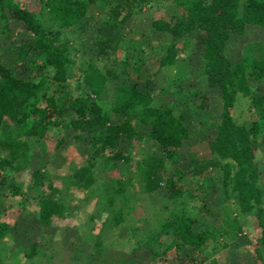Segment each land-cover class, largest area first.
<instances>
[{
    "label": "rangeland",
    "instance_id": "1",
    "mask_svg": "<svg viewBox=\"0 0 264 264\" xmlns=\"http://www.w3.org/2000/svg\"><path fill=\"white\" fill-rule=\"evenodd\" d=\"M17 1L40 17L46 16L43 0ZM135 9L105 35L101 30L112 23V16L108 5L95 2L79 25L63 30L69 40L68 76L63 82L53 81L50 91L60 89L64 96L84 94L92 100L95 94L89 90L84 71L93 69L91 65L103 72L112 68L115 75L109 74L103 81L101 95L104 103L111 105L116 86L127 79L133 63H140L137 75L141 81L151 82L152 103L170 106L188 126L189 135L177 160L166 163V175L178 179L183 192L152 199L144 191L139 164L148 156L163 155L156 139L146 134L121 141L118 148L125 151L128 161H119L109 169L103 162L105 152L95 151L92 131L55 125V138L61 141L52 149L51 141L25 134L15 122L4 118L0 159L10 156L14 146L4 143L12 140L17 142V153L26 146L28 163L20 170L9 164L0 169V219L6 225L0 238V264H175L192 255V259L203 258L201 264H264V131L252 139L256 183L262 195L248 209L233 194L232 184L225 185L223 169L230 158L209 146L222 119L220 87L208 84L197 53L190 50L191 42L185 68L182 60L178 65L160 64L173 34L152 26V19L165 14L175 21L180 11L173 0H146ZM8 22L9 29L1 30L0 20V59L6 63L15 58V44L27 37L18 20L10 17ZM109 35L116 37L104 46L102 40ZM261 49L264 27L247 25L241 33L230 35L226 54L234 63L245 51L256 54ZM18 70L27 76L29 68L19 66ZM239 86L230 112L235 121L248 123L263 109L251 96L262 94L264 83L248 77ZM193 88L199 90L195 95ZM198 97L204 100L200 102ZM38 103L42 105L43 99ZM69 117L67 114L65 119ZM81 163L89 165L94 177L88 188H83L74 174ZM33 183L40 193L30 188ZM43 197H54L61 204L60 213L52 214L49 221L40 210ZM173 211L195 216L201 228L212 231L201 248L188 244L176 248L170 235L158 229L159 219Z\"/></svg>",
    "mask_w": 264,
    "mask_h": 264
},
{
    "label": "trees",
    "instance_id": "2",
    "mask_svg": "<svg viewBox=\"0 0 264 264\" xmlns=\"http://www.w3.org/2000/svg\"><path fill=\"white\" fill-rule=\"evenodd\" d=\"M144 1L43 0L42 10L46 16L40 17L21 6L17 0H0L1 30L9 29L8 20L11 17L24 26L27 34L26 39L15 44L13 61L6 63L0 59V126L3 119L8 118L25 134H36L51 141L52 149L61 141L55 138V125L92 131L94 143L97 144L95 151L105 152L103 162L109 169L115 168L119 161H128L125 151L118 148L121 141L146 134L156 139L163 151L162 156H148L139 164L143 189L154 199L183 192L184 187L178 179L166 175V163L177 160L178 150L188 137L189 129L170 106L152 103L151 82L141 81L137 75L142 65L132 64L127 79L116 86L111 105L104 103L101 95L104 94L103 81L109 74L115 75L112 68L106 73L91 65L93 69L84 71L89 90L95 94L92 100L84 94L64 96L60 89L57 93L50 91L53 81L63 82L68 76L69 40L62 31L79 25L90 4L101 2L108 5L112 23H107L101 30L107 35L111 34L112 26L120 24L125 16L136 10L135 6L138 7ZM173 1L174 7L180 11L177 20L173 21L171 16L165 14L152 19V26L173 34L165 53L159 58L160 64L178 65L177 62L182 60L184 63L181 65L185 68V54L191 42L190 50L197 53L200 69L208 84L220 87L222 119L209 146L216 154L230 158L223 169L224 178L227 179L225 185L232 184L233 194L249 209L259 202L262 195L256 183L258 173L253 161L255 148L252 139L264 131V92L251 96L252 101L260 103L263 109L257 118L248 123L235 121L230 108L236 101L243 80L247 81L249 77L264 83V49L256 54L245 51L242 58L233 63L226 54V45L231 34L241 33L247 25L264 27V0ZM186 34L190 37L188 40ZM115 37L109 35L102 43L104 46L110 45ZM127 62L130 63L128 59ZM19 66L29 68L27 76L19 74ZM32 69H35V74L31 73ZM198 91V88H193L191 92L195 95ZM39 99H43L42 105L38 103ZM196 99L200 102L204 100L200 97ZM67 114L70 115L68 120L65 119ZM10 144L14 147L9 157L0 159V169L6 164L14 170L25 168L28 163L26 146L17 153V142L6 141L4 146ZM74 174L83 188H88L94 182L86 163L79 164ZM30 188L35 194L41 192L34 183ZM40 202L45 221L61 211L60 201L54 197H43ZM5 229V222L0 219V238ZM158 229L170 235L171 243L176 248L186 244L201 248L212 234L208 227L201 228L195 216L183 211L162 216ZM192 258L194 255L190 259H178L175 264H201L203 261L198 256Z\"/></svg>",
    "mask_w": 264,
    "mask_h": 264
}]
</instances>
